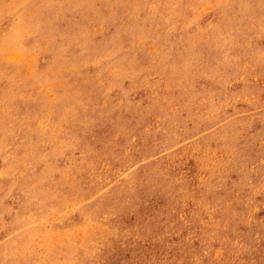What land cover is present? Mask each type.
I'll return each instance as SVG.
<instances>
[{
  "label": "rangeland",
  "instance_id": "rangeland-1",
  "mask_svg": "<svg viewBox=\"0 0 264 264\" xmlns=\"http://www.w3.org/2000/svg\"><path fill=\"white\" fill-rule=\"evenodd\" d=\"M0 264H264V0H0Z\"/></svg>",
  "mask_w": 264,
  "mask_h": 264
},
{
  "label": "bare ground",
  "instance_id": "bare-ground-1",
  "mask_svg": "<svg viewBox=\"0 0 264 264\" xmlns=\"http://www.w3.org/2000/svg\"><path fill=\"white\" fill-rule=\"evenodd\" d=\"M67 48V47H66ZM84 54V52H83V50H80L79 52H72V53H70V55L72 56V57H74V58H76L77 56H79L77 59H79L80 58V56H82ZM90 59V58H89ZM93 60H95V59H93ZM44 135V134H43ZM52 142H54V141H52ZM97 217V216H96Z\"/></svg>",
  "mask_w": 264,
  "mask_h": 264
}]
</instances>
